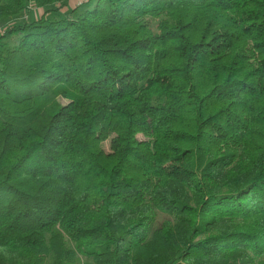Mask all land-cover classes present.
<instances>
[{
  "label": "trees",
  "instance_id": "1",
  "mask_svg": "<svg viewBox=\"0 0 264 264\" xmlns=\"http://www.w3.org/2000/svg\"><path fill=\"white\" fill-rule=\"evenodd\" d=\"M71 1L0 0V264H264V0Z\"/></svg>",
  "mask_w": 264,
  "mask_h": 264
},
{
  "label": "rangeland",
  "instance_id": "2",
  "mask_svg": "<svg viewBox=\"0 0 264 264\" xmlns=\"http://www.w3.org/2000/svg\"><path fill=\"white\" fill-rule=\"evenodd\" d=\"M87 0H72L71 1V5H70V7H73L74 5H77V6H79V5H81V7H79V14H82V13H84L86 10H88V9H91V8H93V6H94V2L93 1H91V2H89V3H87ZM30 9L33 11V16L35 15V12H36V10H34V7H31L30 6ZM41 12V11H40ZM37 14H39V10H37ZM36 14V15H37ZM28 15V19L30 18V15H29V13L28 14H26V16ZM26 16H23V17H20L19 19H17V21L18 22H23V21H25V19H26ZM138 137L140 138V139H144V137H143V135H138ZM164 218V215L163 214H161V213H159V215H158V221H160V220H162ZM85 261V259H82V262H84Z\"/></svg>",
  "mask_w": 264,
  "mask_h": 264
}]
</instances>
